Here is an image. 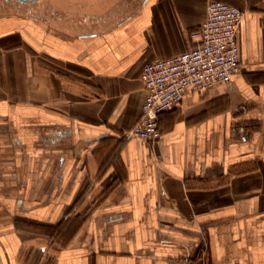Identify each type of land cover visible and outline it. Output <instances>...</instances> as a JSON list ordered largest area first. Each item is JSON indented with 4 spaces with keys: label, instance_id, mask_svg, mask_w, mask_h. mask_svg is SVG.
Masks as SVG:
<instances>
[{
    "label": "crops",
    "instance_id": "1",
    "mask_svg": "<svg viewBox=\"0 0 264 264\" xmlns=\"http://www.w3.org/2000/svg\"><path fill=\"white\" fill-rule=\"evenodd\" d=\"M208 1L0 10V264H264V0H224L244 11L230 81L126 136L144 64L194 45Z\"/></svg>",
    "mask_w": 264,
    "mask_h": 264
},
{
    "label": "built area",
    "instance_id": "2",
    "mask_svg": "<svg viewBox=\"0 0 264 264\" xmlns=\"http://www.w3.org/2000/svg\"><path fill=\"white\" fill-rule=\"evenodd\" d=\"M206 11L205 19L190 32L194 45L144 64L142 112L127 137L153 143L162 135L161 113L182 101L189 90L210 89L241 70L237 33L244 11L224 0H209Z\"/></svg>",
    "mask_w": 264,
    "mask_h": 264
},
{
    "label": "flooded vegetation",
    "instance_id": "3",
    "mask_svg": "<svg viewBox=\"0 0 264 264\" xmlns=\"http://www.w3.org/2000/svg\"><path fill=\"white\" fill-rule=\"evenodd\" d=\"M63 0H0V10L5 11H37L39 13L40 8L46 10L47 6L57 4ZM68 1L70 6L79 4L80 1H85V4L92 0H65Z\"/></svg>",
    "mask_w": 264,
    "mask_h": 264
},
{
    "label": "rangeland",
    "instance_id": "4",
    "mask_svg": "<svg viewBox=\"0 0 264 264\" xmlns=\"http://www.w3.org/2000/svg\"><path fill=\"white\" fill-rule=\"evenodd\" d=\"M8 41V39L6 40ZM4 45H7V44H2V46L0 47V57L2 58V67L4 66V61L3 59L5 60L6 57L10 56V54L7 55V53L9 52L8 48L4 47ZM37 46H40L39 43L37 44ZM24 48V47H23ZM25 49V48H24ZM27 50V49H26ZM11 57V56H10ZM9 57V58H10ZM35 61H39V58H40V54H34L33 55ZM8 60V59H7ZM6 61V60H5ZM4 70V69H3ZM2 69H0V97H3V96H7V94H9V89H10V86H8V84H3L4 81H8L7 80V76L5 75L6 71H3ZM6 76V77H5ZM7 83V82H5ZM206 250V249H205ZM206 254V251L205 253ZM207 255V254H206ZM206 264H210V263H206Z\"/></svg>",
    "mask_w": 264,
    "mask_h": 264
}]
</instances>
